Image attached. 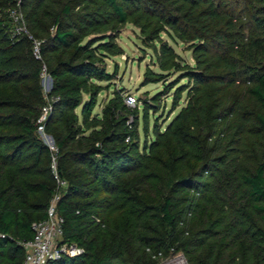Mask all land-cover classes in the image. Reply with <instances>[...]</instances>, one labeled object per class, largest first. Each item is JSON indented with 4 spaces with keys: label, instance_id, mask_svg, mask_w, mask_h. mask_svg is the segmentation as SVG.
Returning a JSON list of instances; mask_svg holds the SVG:
<instances>
[{
    "label": "trees",
    "instance_id": "trees-1",
    "mask_svg": "<svg viewBox=\"0 0 264 264\" xmlns=\"http://www.w3.org/2000/svg\"><path fill=\"white\" fill-rule=\"evenodd\" d=\"M16 5L41 60L8 26ZM127 23L149 50L143 84L162 89L133 107L115 90L95 112ZM168 95L180 108L149 127ZM45 104L55 153L36 129ZM52 154L61 241L82 253L46 264H158L170 250L187 264H264V0H0V264H22L46 217Z\"/></svg>",
    "mask_w": 264,
    "mask_h": 264
},
{
    "label": "built area",
    "instance_id": "built-area-1",
    "mask_svg": "<svg viewBox=\"0 0 264 264\" xmlns=\"http://www.w3.org/2000/svg\"><path fill=\"white\" fill-rule=\"evenodd\" d=\"M17 5L16 8L10 11V17L13 22V35L25 36L31 43L33 57L37 60H41L40 49L42 40L36 38L28 31L25 26L22 13ZM40 77L43 80L48 81L47 88L44 89L45 93L43 92L46 96L51 88V78L47 73L44 64L41 66ZM124 100L128 106H134L136 104V97L131 94L125 95ZM49 110V104L42 106L41 113L36 121V129L40 138L44 141L50 151L55 153L56 146L53 139L44 131L43 126V123L47 119ZM50 168L56 182V191L50 199L46 209L45 219L32 224V230L34 232L33 239L21 244L25 250L22 264H46L49 261L58 260L62 256L74 257L82 253V249L73 245L64 244L61 241L64 221L62 217L58 215L56 205L63 189L66 187V182L61 180L56 173L55 154H52ZM0 237L3 236L0 234ZM158 264H187V262L181 253H175L173 250H170L169 254L165 257L162 254H159Z\"/></svg>",
    "mask_w": 264,
    "mask_h": 264
},
{
    "label": "rangeland",
    "instance_id": "rangeland-1",
    "mask_svg": "<svg viewBox=\"0 0 264 264\" xmlns=\"http://www.w3.org/2000/svg\"><path fill=\"white\" fill-rule=\"evenodd\" d=\"M10 18V14L8 16ZM8 26H13L11 22H8ZM13 29V28H12ZM239 37L245 39L248 36L249 28L244 24L238 26ZM117 43L122 47L123 53L118 56H113L107 58L106 69L108 72L113 73L116 69V74L110 82L97 80L96 82L102 85L103 89L97 95V104L94 108L95 112H100L102 107L108 101L109 98L114 96V91L123 90V94H131L136 97V102L140 105L139 98H149L150 96L158 93L162 89V83H149L143 84V73L145 67L150 63L147 53L142 52L141 42L138 36V30L131 24L127 23L119 32L116 39ZM176 52L187 62L192 64L194 60L192 59L190 50H186L182 45L174 46ZM155 69V67H152ZM177 74H171L168 80H172ZM42 91L45 93L44 89L47 88L48 81L43 80L40 77L39 80ZM185 80H181L180 83H184ZM174 92L172 89L170 95ZM162 97L165 100V108L162 107L161 103L158 104L156 111L150 110L148 113L149 127L153 125L156 121L159 125H163L169 121V119L174 115V113L180 108L179 105L174 111L171 110V96ZM45 96V94H44ZM161 102V100H160ZM133 107V106H131ZM157 117V119H155ZM129 122H132L130 119ZM139 134L142 138L141 124L139 125Z\"/></svg>",
    "mask_w": 264,
    "mask_h": 264
}]
</instances>
